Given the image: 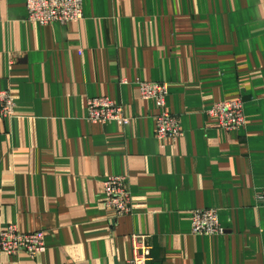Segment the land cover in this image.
I'll return each instance as SVG.
<instances>
[{
	"label": "crops",
	"instance_id": "crops-1",
	"mask_svg": "<svg viewBox=\"0 0 264 264\" xmlns=\"http://www.w3.org/2000/svg\"><path fill=\"white\" fill-rule=\"evenodd\" d=\"M26 0H0V229L45 231V251L0 264H124L146 235L150 264H264V0H82L83 20L36 26ZM166 83L182 136H155L136 82ZM120 103L130 124H91L87 100ZM243 101L245 125L206 116ZM123 177L128 216L104 207L103 182ZM215 209L221 236L191 233Z\"/></svg>",
	"mask_w": 264,
	"mask_h": 264
},
{
	"label": "built area",
	"instance_id": "built-area-1",
	"mask_svg": "<svg viewBox=\"0 0 264 264\" xmlns=\"http://www.w3.org/2000/svg\"><path fill=\"white\" fill-rule=\"evenodd\" d=\"M26 21L36 26L67 25L83 20L82 0H26ZM140 84V85H138ZM141 100L152 101L156 114L155 136L158 139H177L182 136L177 116L167 111L168 87L165 83H138ZM15 98L9 91H0V119H13ZM206 116L225 132L237 131L244 127L243 101H221L215 103ZM86 121L91 124L116 123L121 127L130 124L120 103L105 96L90 98L86 103ZM104 207L115 219L128 216L131 212V199L123 177H108L103 182ZM257 204L264 208V188L257 194ZM191 233L199 236H221V227L215 209L192 211ZM45 231L22 232L16 225H6L0 229V253L17 255L25 253L30 259L45 251ZM132 256L124 264H150L151 247L146 235H131L128 238Z\"/></svg>",
	"mask_w": 264,
	"mask_h": 264
},
{
	"label": "rangeland",
	"instance_id": "rangeland-1",
	"mask_svg": "<svg viewBox=\"0 0 264 264\" xmlns=\"http://www.w3.org/2000/svg\"><path fill=\"white\" fill-rule=\"evenodd\" d=\"M143 82H146V81H138V82H136V84H138V83H143ZM166 84V83H165ZM138 85H140V84H138ZM167 85V84H166ZM138 94H139V92H138ZM140 97V96H139ZM141 99V98H140ZM143 101H147V100H143ZM16 108V107H15ZM2 120H11V119H9V118H1Z\"/></svg>",
	"mask_w": 264,
	"mask_h": 264
}]
</instances>
